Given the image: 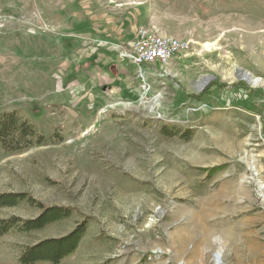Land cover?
Here are the masks:
<instances>
[{
    "label": "rangeland",
    "instance_id": "1",
    "mask_svg": "<svg viewBox=\"0 0 264 264\" xmlns=\"http://www.w3.org/2000/svg\"><path fill=\"white\" fill-rule=\"evenodd\" d=\"M140 27L188 47L142 75ZM6 112L46 141L0 146V193L73 212L1 236L0 264L85 221L60 264H264V0H0Z\"/></svg>",
    "mask_w": 264,
    "mask_h": 264
},
{
    "label": "trees",
    "instance_id": "2",
    "mask_svg": "<svg viewBox=\"0 0 264 264\" xmlns=\"http://www.w3.org/2000/svg\"><path fill=\"white\" fill-rule=\"evenodd\" d=\"M163 133L168 136L179 134L166 127ZM187 133L192 132L187 131ZM45 141V136L38 131L36 124L27 118L16 112H6L0 115V146L5 151L23 152ZM23 201L31 207L40 209V214L34 219H23L18 216L0 219V237L12 231L30 233L44 229L50 224L70 217L73 212L72 209L63 206L45 205L27 193H0V208L16 206ZM87 229L88 222L85 221L65 236L45 239L35 245L27 246L22 250L19 262L21 264L46 262L60 264L78 249Z\"/></svg>",
    "mask_w": 264,
    "mask_h": 264
},
{
    "label": "built area",
    "instance_id": "3",
    "mask_svg": "<svg viewBox=\"0 0 264 264\" xmlns=\"http://www.w3.org/2000/svg\"><path fill=\"white\" fill-rule=\"evenodd\" d=\"M187 47L184 40L157 35L146 27H140L131 45L132 52H128L127 57L143 75L147 73V67L171 63Z\"/></svg>",
    "mask_w": 264,
    "mask_h": 264
},
{
    "label": "bare ground",
    "instance_id": "4",
    "mask_svg": "<svg viewBox=\"0 0 264 264\" xmlns=\"http://www.w3.org/2000/svg\"><path fill=\"white\" fill-rule=\"evenodd\" d=\"M261 81L259 79L254 80L255 84H259Z\"/></svg>",
    "mask_w": 264,
    "mask_h": 264
},
{
    "label": "crops",
    "instance_id": "5",
    "mask_svg": "<svg viewBox=\"0 0 264 264\" xmlns=\"http://www.w3.org/2000/svg\"><path fill=\"white\" fill-rule=\"evenodd\" d=\"M147 68H149V67H147Z\"/></svg>",
    "mask_w": 264,
    "mask_h": 264
}]
</instances>
